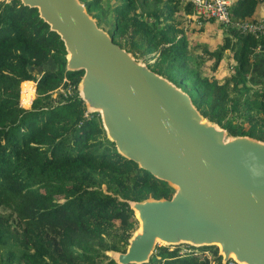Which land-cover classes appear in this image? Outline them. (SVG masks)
Listing matches in <instances>:
<instances>
[{"label":"trees","instance_id":"trees-1","mask_svg":"<svg viewBox=\"0 0 264 264\" xmlns=\"http://www.w3.org/2000/svg\"><path fill=\"white\" fill-rule=\"evenodd\" d=\"M80 1L115 43L189 93L206 119L230 136L264 141V83L251 84L264 36L221 24L222 42L198 57L186 35L189 1ZM259 4L240 0L232 15L257 20ZM228 49L236 64L218 78ZM67 54L37 8L0 0V208L8 210L0 212V264H118L109 252H126L139 227L131 203L175 193L118 152L80 95L84 71L66 69ZM191 246L157 244L142 264H222L218 246L210 256Z\"/></svg>","mask_w":264,"mask_h":264},{"label":"water","instance_id":"water-1","mask_svg":"<svg viewBox=\"0 0 264 264\" xmlns=\"http://www.w3.org/2000/svg\"><path fill=\"white\" fill-rule=\"evenodd\" d=\"M10 1V0H7ZM37 8L84 71L79 90L118 152L175 188L134 201L139 228L118 264L146 263L157 244L218 246L222 263L264 264V141L230 136L192 97L139 62L99 27L80 0H21Z\"/></svg>","mask_w":264,"mask_h":264},{"label":"crops","instance_id":"crops-1","mask_svg":"<svg viewBox=\"0 0 264 264\" xmlns=\"http://www.w3.org/2000/svg\"><path fill=\"white\" fill-rule=\"evenodd\" d=\"M184 1H189V0H184ZM239 1L240 0H229L230 7H232L233 5L238 3ZM255 17L257 19H264V5L263 4H259L257 6ZM186 18L188 20H192V19L196 20L195 23H193V24H195V26L197 27L198 32L196 33L195 37H193V38L199 39V41L196 43H192L189 40V36H188L187 31H186V35L188 36L189 49L192 50L194 53H197L198 57H200L201 54H204L205 48L212 50L218 44H220L222 42V39L225 35L226 29L220 23H218L216 21H210V20L203 21V22L198 21L195 18L194 13L187 14ZM233 39H235V38L233 37ZM211 43H215L216 45L214 47H211V45H210ZM256 55H257L258 60L261 59L260 63H262V64H258V65L254 66L255 72H256V74H255L256 77H253V78L258 80L260 77H264V54L257 53ZM229 60H230V63H228ZM212 62H213V59H209V60H207L206 64L210 65ZM235 64H236V60H235V57L233 55V51H231L230 49L226 50L224 52V55H223V58H222L220 64L218 65V67L216 69V76L218 78L229 76L231 74V73L229 74V72L231 69H233Z\"/></svg>","mask_w":264,"mask_h":264},{"label":"built area","instance_id":"built-area-1","mask_svg":"<svg viewBox=\"0 0 264 264\" xmlns=\"http://www.w3.org/2000/svg\"><path fill=\"white\" fill-rule=\"evenodd\" d=\"M189 1L193 5L195 18L198 21H200L201 19H213L222 25H226V26L230 25L232 27L241 30L242 32H247L258 36H264V19H257V20H252L251 18L235 19L231 12L229 0H189ZM255 51L256 53L264 52V46L259 45ZM21 93H22V89H21ZM226 264H242V263L238 262L234 257H232Z\"/></svg>","mask_w":264,"mask_h":264},{"label":"rangeland","instance_id":"rangeland-1","mask_svg":"<svg viewBox=\"0 0 264 264\" xmlns=\"http://www.w3.org/2000/svg\"><path fill=\"white\" fill-rule=\"evenodd\" d=\"M179 14L180 13H177L176 14V16H179ZM204 19H201L200 21H203ZM195 21L196 20H188L187 19V21H186V23H185V26H186V29H187V33H188V36H189V40L192 42V43H196V42H198L199 41V39H195V38H193V37H195V35H196V33L198 32L197 30V27L195 26V24H193V23H195ZM211 45V47H214L216 44L215 43H211L210 44ZM207 51V50H206ZM205 54H206V52H205ZM139 62H142V63H144L143 61H139ZM228 63H230V60H229V62ZM227 63V64H228ZM211 66V64L210 65H206V67L208 68V67H210ZM254 70H255V67H254ZM37 71H38V69H34V72H35V74H38L37 73ZM232 72V69L230 70V72H229V74ZM206 73L207 74H209V75H211V74H213L212 73V71H211V67H210V69L208 70V69H206ZM255 73V72H254ZM221 74V73H220ZM258 75V74H257ZM253 77H256L255 75L254 76H251V84H253L254 86H262V84L264 83V77H260L257 81H254L253 80ZM261 79V80H260ZM32 82H33V84H34V87L36 86V82L35 81H33L32 80ZM256 82H258V83H256ZM259 82L261 83V84H259ZM35 96H36V94H35ZM35 98V97H34ZM22 101V100H21ZM22 104V103H21ZM23 106V105H22ZM23 107H25V108H30L31 107V105L29 106V107H27V106H23ZM90 111V110H89ZM0 212H2V213H5V214H7L8 213V210H5V209H3V208H0ZM139 222V221H138ZM140 223H138V225H139ZM139 228V227H138ZM136 232V231H135ZM134 232V233H135ZM183 245H185V244H183ZM183 245H181V247H180V251L181 252H186V251H189L191 248L190 247H188V244H186V246H183ZM192 247V246H191ZM209 247H206V248H202V249H206L205 250V253L206 254H208V255H211V250L210 249H208ZM193 249V248H192ZM191 249V250H192ZM114 253H117V252H114Z\"/></svg>","mask_w":264,"mask_h":264},{"label":"bare ground","instance_id":"bare-ground-1","mask_svg":"<svg viewBox=\"0 0 264 264\" xmlns=\"http://www.w3.org/2000/svg\"><path fill=\"white\" fill-rule=\"evenodd\" d=\"M232 257H233V255H232Z\"/></svg>","mask_w":264,"mask_h":264}]
</instances>
